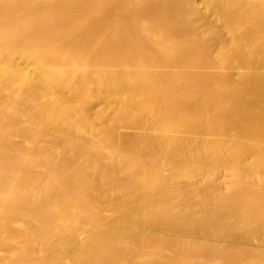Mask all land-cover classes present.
Returning <instances> with one entry per match:
<instances>
[{"label": "bare ground", "instance_id": "obj_1", "mask_svg": "<svg viewBox=\"0 0 264 264\" xmlns=\"http://www.w3.org/2000/svg\"><path fill=\"white\" fill-rule=\"evenodd\" d=\"M0 264H264V0H0Z\"/></svg>", "mask_w": 264, "mask_h": 264}]
</instances>
